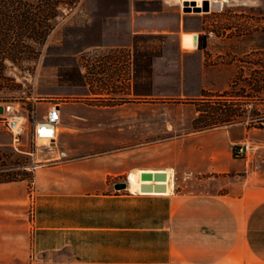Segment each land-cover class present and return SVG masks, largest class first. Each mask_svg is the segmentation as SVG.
I'll return each instance as SVG.
<instances>
[{
	"label": "crops",
	"instance_id": "crops-1",
	"mask_svg": "<svg viewBox=\"0 0 264 264\" xmlns=\"http://www.w3.org/2000/svg\"><path fill=\"white\" fill-rule=\"evenodd\" d=\"M191 42L177 40L180 47ZM152 67L150 59L149 85L140 92L118 66L113 93L83 86L88 100L111 103L60 104L57 148L35 165L31 180L0 183V264H264V127L183 134L170 139L176 144L165 160H154ZM115 127L136 134L121 136ZM244 134L256 135L262 148L238 158L233 145ZM59 150L67 158L57 160ZM167 168L171 192L132 190V172ZM20 253L23 262L9 261Z\"/></svg>",
	"mask_w": 264,
	"mask_h": 264
},
{
	"label": "rangeland",
	"instance_id": "rangeland-1",
	"mask_svg": "<svg viewBox=\"0 0 264 264\" xmlns=\"http://www.w3.org/2000/svg\"><path fill=\"white\" fill-rule=\"evenodd\" d=\"M26 1L42 5V0ZM56 1L69 4L52 19L54 28L37 45L38 56L5 63L8 79L0 82V115L7 103L25 114L35 108L38 117L49 101L64 107L111 103L97 95L88 100L83 86L89 81L94 93H113L119 89L112 83L119 66L135 77L134 88L140 92L149 85L151 59L154 123L148 145L160 150L154 160L167 158L164 151L175 147L173 137L201 131L195 127L199 109L208 112L198 126L214 123L220 117L217 108L230 94L238 95L245 110L234 124L264 127V0H202L201 6L196 0L194 7L188 0ZM180 39L192 40V45L180 47ZM76 110L71 106L69 112ZM114 130L121 136L136 134L128 127ZM23 141L40 155L36 164L45 161V140L35 144L28 131ZM11 142V134L0 126V172H33L25 166L35 162L34 156L17 151ZM9 261L23 262L24 253L10 255Z\"/></svg>",
	"mask_w": 264,
	"mask_h": 264
},
{
	"label": "trees",
	"instance_id": "trees-1",
	"mask_svg": "<svg viewBox=\"0 0 264 264\" xmlns=\"http://www.w3.org/2000/svg\"><path fill=\"white\" fill-rule=\"evenodd\" d=\"M78 1L74 0L73 4L76 5ZM41 3L42 5L37 7L38 4L26 0H0V82L8 79L5 74V63L8 60L16 64L20 58L32 59L38 56L37 45L42 44L54 28L52 19L58 17L61 6L69 4L66 1L57 3L55 0H42ZM230 96L217 108L220 117L214 123L198 126L200 118L208 112L199 109L200 113L195 118L196 130L202 131L239 122L245 110L236 99L238 95ZM33 175V172L30 173L27 169L16 172L2 171L0 183L32 179Z\"/></svg>",
	"mask_w": 264,
	"mask_h": 264
},
{
	"label": "built area",
	"instance_id": "built-area-1",
	"mask_svg": "<svg viewBox=\"0 0 264 264\" xmlns=\"http://www.w3.org/2000/svg\"><path fill=\"white\" fill-rule=\"evenodd\" d=\"M45 113L37 116L36 109L30 110L27 114L23 113L21 109L12 104L7 103L3 106V112L0 115V126L11 134L12 146L17 151H23L35 156V151L27 149V143L23 141V136L28 131L35 144L38 145V140H45L43 144L48 150L57 148V140L60 134V126L63 120L60 104L49 101ZM262 148L258 139L246 138L233 145V152L236 157H249ZM57 160L67 158V152L59 150ZM36 162L29 163L26 168H34ZM32 187V186H31ZM35 193L34 188L30 189V214L35 213Z\"/></svg>",
	"mask_w": 264,
	"mask_h": 264
},
{
	"label": "bare ground",
	"instance_id": "bare-ground-1",
	"mask_svg": "<svg viewBox=\"0 0 264 264\" xmlns=\"http://www.w3.org/2000/svg\"><path fill=\"white\" fill-rule=\"evenodd\" d=\"M192 1H196V0H188V6L189 7H194L195 5L192 4ZM197 5L201 6L202 5V0H197ZM50 154V153H49ZM141 172L142 171H137V172H132L130 175H129V180L131 181V188L132 190H140L141 191V186H142V183L145 181V180H142L141 179ZM152 172H157V171H152ZM164 172L167 173V178L164 179V180H151V181H155L154 183H164V184H168V187L167 189L164 191V194H167L169 192H171L172 190V187H173V179H172V169H166L164 170ZM146 181H150V180H146ZM156 191V190H154Z\"/></svg>",
	"mask_w": 264,
	"mask_h": 264
},
{
	"label": "water",
	"instance_id": "water-1",
	"mask_svg": "<svg viewBox=\"0 0 264 264\" xmlns=\"http://www.w3.org/2000/svg\"><path fill=\"white\" fill-rule=\"evenodd\" d=\"M2 110V109H1ZM167 178V173L164 171H157V172H152V171H143L141 174V179L142 180H164ZM126 186V182H121L118 184L119 188H123ZM142 190L144 191H151V190H156V191H165L167 189V185L164 183H143L141 186Z\"/></svg>",
	"mask_w": 264,
	"mask_h": 264
}]
</instances>
